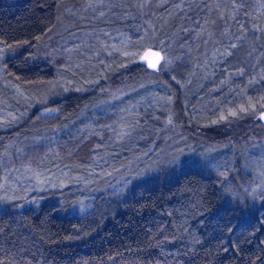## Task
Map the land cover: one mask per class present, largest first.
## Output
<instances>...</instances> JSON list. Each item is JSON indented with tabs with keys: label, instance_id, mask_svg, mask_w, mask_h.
<instances>
[{
	"label": "trees",
	"instance_id": "trees-1",
	"mask_svg": "<svg viewBox=\"0 0 264 264\" xmlns=\"http://www.w3.org/2000/svg\"><path fill=\"white\" fill-rule=\"evenodd\" d=\"M58 1L0 0V45L26 44L24 53L4 62L0 79V121H9L0 123V176L29 164L37 173L52 175L48 180L53 182L41 190H28V205L23 204L24 190L0 204V264H264V186L243 196L227 191L226 173L219 168L229 146L209 149L207 158L215 160V168L207 165L208 159L161 162L117 191L96 181L93 170L96 152L99 160L113 158L116 147L130 144L143 130L146 123L139 100L144 102L141 95L149 88L155 92L151 102L157 108L152 114L158 116L167 111L184 114V103L195 99L186 115L191 129L239 120L264 129L255 118L264 109V0H119L123 4L112 6L107 19L95 26L109 31L104 38L106 51H98L99 56L111 55L109 71L86 50L90 58L76 53L77 61L67 59L64 69L61 65L66 61L29 62L34 41L55 23ZM179 1L193 9L188 18L201 23L205 34L189 53L168 44L166 61L163 57L158 70L151 71L138 61L148 39L135 34L129 42L119 38L114 44L118 34L140 22L146 24L148 34L166 39L174 19L183 14L174 10ZM188 25L184 19L182 26ZM240 25L242 38L234 40L230 32L223 50L213 57L205 54L217 44L214 41L223 29ZM165 62L168 72L160 75ZM101 76L112 85L132 87L125 102L116 105L120 110L102 107L106 116L98 110L90 112L103 105L101 97L93 96ZM199 86H220L231 93L220 103L217 94L201 105L186 92ZM24 100L29 107H23ZM50 101L63 106L56 119L45 121L44 134L28 135L23 124L11 125L35 120V112ZM9 105L15 118L2 113ZM86 118L107 128L100 135L82 132L78 125ZM156 122L161 123L160 116ZM49 123L58 131L48 130ZM110 127L115 128L114 135ZM8 141L16 145L3 157ZM122 151L133 157L130 147ZM230 153L234 154L229 149ZM85 177L89 182L77 188Z\"/></svg>",
	"mask_w": 264,
	"mask_h": 264
},
{
	"label": "rangeland",
	"instance_id": "rangeland-1",
	"mask_svg": "<svg viewBox=\"0 0 264 264\" xmlns=\"http://www.w3.org/2000/svg\"><path fill=\"white\" fill-rule=\"evenodd\" d=\"M118 4H123V2H120L119 0H87L84 4L83 0L58 1L56 6L55 23L49 30L34 41L31 52L27 55L29 62L45 61L52 64L53 62L59 61L67 62V59L69 58H73V61H77L75 54L80 52L85 55V58H87L86 56L90 58L89 54L86 55V50L89 52L92 51L90 53L95 55L97 59L99 58V61H101V63L104 64V67H107V70L109 71L110 63L108 62H110L111 55L108 53L103 56L98 55V51H106L105 46H107V40H104V38L109 35V31L98 30L95 26L99 21H105L111 7ZM174 10H183V14H180L174 19L176 22L173 21V25L170 27L166 36L167 40L165 38L157 39L152 33L148 34V27L145 23L143 25L140 22L131 25L130 27L132 28L118 34L113 41L114 44H117L116 40L119 38L125 42H129L133 35L136 34L140 40L143 39L144 41L145 39H148V42L144 44L146 46L145 48H157V50L161 51L165 61L166 56L164 50L167 49L168 44L170 49L178 47L183 49L187 48L185 53H189V51H191V46H197L205 38V34L201 27L202 25L201 23H198L197 20L194 21L188 18L193 9L186 6L184 2L179 1L175 3ZM68 15L69 17L66 19L65 17ZM184 19L189 24L186 27L182 26ZM76 24L81 26L80 29L74 27ZM242 31L241 25L235 28L230 27L226 30L223 29V31L219 33L220 37H217L216 40L214 39L215 41L213 40L214 42L217 41V44L213 49L208 48L209 51L206 50L205 54L211 57L216 56L217 50H223V48H225L223 42L226 41V37L228 38L230 32L232 33L234 40H239L243 37ZM159 46L161 48H159ZM24 50H26L25 43H19L8 47L0 45V79L5 71L4 62L18 57L25 52ZM67 64L68 62L65 65L62 64L61 68L64 69V66ZM69 64L73 66L76 65L74 62ZM167 66L168 63L165 62L164 67L159 72L160 75L164 72H168ZM238 71L241 70L238 69ZM96 84L97 87L94 89L93 96L101 97L102 100L100 104H103L104 106L100 105L99 107H94V110L90 111L92 115L93 112L98 110L101 111L100 113L102 116H106V112H104L106 110L105 106H107L109 111L120 110L116 105L125 102L123 98L132 88L131 86L125 85V83L112 85L107 79H103L102 76ZM148 91L149 93L145 96L141 95L143 97L142 101L144 102L139 100V104L141 103V111L144 116L143 120H145L144 123L146 124L143 130L138 132V136L133 139L130 144L116 147V149L112 151V154L115 155L113 158L110 157L99 160V151L95 153L93 161L95 163L93 166L94 179H96V181H102L103 187L112 191H117L134 179L154 171L156 165L161 162H167V164H174L175 161L179 164L183 161H195L201 163L203 159H208L207 156H209V149H214L218 145H224L229 146L232 153L236 151L233 155L231 153L227 154L229 152L228 149L226 154H222L224 158L221 166L223 168L220 166L219 170L226 173L225 187L227 188V191L232 195L243 196L245 194H250L251 192L258 193L259 190L263 188L264 129H260L259 126L249 123L248 121L245 122V120L234 121L227 124L219 121L218 123H214V127L211 128L215 131H211L209 127L201 131L191 129L190 123H188L186 119V115H190V109H192L195 99L190 100L188 103H184V107L182 106L184 114L181 113L178 116H174L170 111L158 112L161 123L156 122V120L159 119V116L158 114H155L156 116L152 114L153 110L157 108H155L151 102L155 97V92L150 88ZM186 92H191L196 96V98L200 100L199 103L202 105L207 101L212 100L217 94V103H220L221 100L225 98L229 99L231 89L226 88L225 90L220 86L206 89L199 86ZM182 93L184 94V92ZM60 97H63V95ZM13 102L17 103V101H12V103ZM50 103L52 102L50 101ZM174 103L176 104L177 101ZM22 104L23 107L24 105L28 106V101L24 100L22 101ZM59 106H63V103L60 101L59 104H48L46 102L45 105L35 112V120L29 121L28 123L14 121L11 125L23 124V129L30 132L28 135L44 134L46 131L45 126H43L45 121L48 119H56V117L59 116ZM11 107L13 108V105H9L4 109L2 112L4 117L15 118L12 111H10ZM102 107H104V111L102 110ZM85 116L80 115L78 117L83 119ZM84 121L85 122L80 123L78 127L80 131L87 132V134L94 133L100 135L101 130L107 128V126L94 122L91 118H86ZM7 122L9 121H0L2 124H6ZM1 127L2 129L8 128L4 125ZM47 128L48 130L53 128V130L57 132L59 127L51 126V123H49ZM65 129L66 127H62L63 131ZM108 131L110 132V135H114L115 128L110 127ZM13 145H16V143H13L12 141H8L4 145L3 157L7 153L9 154ZM129 147L134 151L133 157L130 159L128 158L129 156H126L123 153L124 151H122L123 149L127 150ZM239 149H242L241 155L239 154ZM15 150H20V148L18 147ZM184 151L185 156H175L176 153ZM122 159H127V162L119 165ZM26 165L27 166L18 168L12 167L2 173L0 176V204L5 201L4 199L11 198L16 191L24 190L25 201L23 204L28 205L31 202L27 195L28 190H41L43 186L53 183L48 180L50 178L52 179V175H42L41 173L35 172L29 164ZM207 165L211 168H215L216 162L209 157ZM230 165H232L231 168ZM105 168H107L106 171L103 170ZM110 169L112 171H110ZM92 173L93 172L90 171L88 172V175L91 176ZM89 179L90 178L85 177L82 182L77 183V188H80L86 182H89ZM59 183L62 184V181H59ZM90 183L93 186L95 181ZM49 186L51 188V185Z\"/></svg>",
	"mask_w": 264,
	"mask_h": 264
},
{
	"label": "water",
	"instance_id": "water-1",
	"mask_svg": "<svg viewBox=\"0 0 264 264\" xmlns=\"http://www.w3.org/2000/svg\"><path fill=\"white\" fill-rule=\"evenodd\" d=\"M163 56L159 50L153 48H145L138 56V61L143 63L147 69L157 71L162 63ZM255 118L264 126V109L259 111Z\"/></svg>",
	"mask_w": 264,
	"mask_h": 264
}]
</instances>
